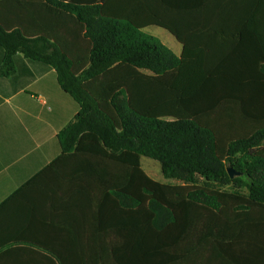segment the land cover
<instances>
[{
    "label": "trees",
    "instance_id": "trees-1",
    "mask_svg": "<svg viewBox=\"0 0 264 264\" xmlns=\"http://www.w3.org/2000/svg\"><path fill=\"white\" fill-rule=\"evenodd\" d=\"M224 1L31 0L1 14L0 74L21 52L53 67L79 106L57 138L90 174L82 206L101 226L92 245L43 246L34 264H264V54L245 27L256 0ZM150 25L172 33L181 54ZM141 156L181 183L150 177ZM105 208L124 211L109 228ZM123 218L138 232L113 228ZM109 234L130 238L106 246Z\"/></svg>",
    "mask_w": 264,
    "mask_h": 264
},
{
    "label": "crops",
    "instance_id": "crops-1",
    "mask_svg": "<svg viewBox=\"0 0 264 264\" xmlns=\"http://www.w3.org/2000/svg\"><path fill=\"white\" fill-rule=\"evenodd\" d=\"M30 1L0 0V16L11 15L8 8H27ZM209 1L138 0L140 6L154 9L186 8ZM243 1L247 0L224 2L242 5ZM24 17L29 21L27 9ZM159 27L150 25L143 30L158 39L161 36L160 41L175 47L173 51L168 46L180 55L181 42ZM245 27L255 35L264 54V0H256ZM158 31L165 33L164 39ZM4 56L0 46V66ZM12 62L14 71L0 74V264H34L42 261L39 248L43 246L61 248L64 253L65 248L92 245L101 226L96 209L82 206L83 201L90 204L91 194L81 193L80 180L90 174L81 173L80 161L62 153L57 138L77 113V102L61 88L50 65L21 52L12 56ZM256 153L264 156V143ZM114 210H104L106 228L113 226L110 219L116 210L124 212ZM122 220L113 228L138 232L140 224ZM129 238L106 235V246Z\"/></svg>",
    "mask_w": 264,
    "mask_h": 264
},
{
    "label": "rangeland",
    "instance_id": "rangeland-1",
    "mask_svg": "<svg viewBox=\"0 0 264 264\" xmlns=\"http://www.w3.org/2000/svg\"><path fill=\"white\" fill-rule=\"evenodd\" d=\"M158 29V28H157ZM165 30L163 28H160L158 30ZM146 32V31H145ZM151 32V31H150ZM150 32H146V33H150ZM162 37L165 35V33H162L160 31H158ZM165 32L168 33V31L166 30ZM161 40V36H158ZM159 39V40H160ZM164 39V37H163ZM164 44V43H163ZM166 44V43H165ZM167 46V44H166ZM169 46V45H168ZM167 46V47H168ZM173 51H175V47H172V46H169ZM172 51V52H173ZM140 164H141V167L143 168V170L150 176L152 177L153 179L155 180H158V181H161V182H164V183H173V184H176V183H181V180L180 179H177V178H170V177H165L162 172H161V167H160V163L159 161L153 159V158H150V157H147V156H141L140 157ZM199 181H202V178L199 177ZM222 188H229V186H221Z\"/></svg>",
    "mask_w": 264,
    "mask_h": 264
},
{
    "label": "water",
    "instance_id": "water-1",
    "mask_svg": "<svg viewBox=\"0 0 264 264\" xmlns=\"http://www.w3.org/2000/svg\"><path fill=\"white\" fill-rule=\"evenodd\" d=\"M227 172H228V174H229L230 177H233L234 175H238L239 174L237 171H235L231 167H227Z\"/></svg>",
    "mask_w": 264,
    "mask_h": 264
}]
</instances>
